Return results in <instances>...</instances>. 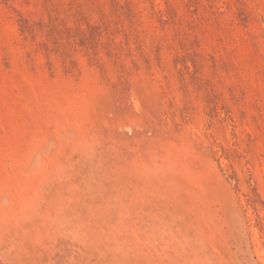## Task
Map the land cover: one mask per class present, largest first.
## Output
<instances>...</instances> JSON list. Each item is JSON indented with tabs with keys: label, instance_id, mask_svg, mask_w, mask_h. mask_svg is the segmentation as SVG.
Instances as JSON below:
<instances>
[{
	"label": "rangeland",
	"instance_id": "obj_1",
	"mask_svg": "<svg viewBox=\"0 0 264 264\" xmlns=\"http://www.w3.org/2000/svg\"><path fill=\"white\" fill-rule=\"evenodd\" d=\"M0 264H264V0H0Z\"/></svg>",
	"mask_w": 264,
	"mask_h": 264
}]
</instances>
